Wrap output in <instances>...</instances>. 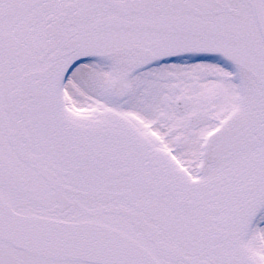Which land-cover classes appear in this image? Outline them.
Here are the masks:
<instances>
[{
    "label": "snow or ice",
    "instance_id": "6c2138e0",
    "mask_svg": "<svg viewBox=\"0 0 264 264\" xmlns=\"http://www.w3.org/2000/svg\"><path fill=\"white\" fill-rule=\"evenodd\" d=\"M0 264H264V0H0Z\"/></svg>",
    "mask_w": 264,
    "mask_h": 264
}]
</instances>
